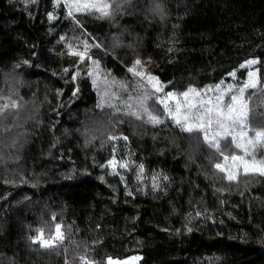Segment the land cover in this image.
<instances>
[{
  "label": "trees",
  "instance_id": "1",
  "mask_svg": "<svg viewBox=\"0 0 264 264\" xmlns=\"http://www.w3.org/2000/svg\"><path fill=\"white\" fill-rule=\"evenodd\" d=\"M154 2L163 7V20L149 11ZM127 10L134 14L114 20L77 14V25L52 0L29 3L27 10L21 0H0V90L13 89L23 105L18 119L5 121L11 129L0 131V264L78 261L73 240L101 264L107 257L123 263L140 257L139 264H264V177L240 174L231 185L217 180L212 163L221 157L209 161L202 137L197 150L193 137L171 121L125 120L116 132L128 139L115 142L117 159L129 163L118 170L121 182L101 168L114 142L93 131L105 117L95 107L87 69L73 83L60 59L69 43L82 47L94 38L103 49L91 54L117 82H132L127 67L139 58L160 65L155 76L165 91L176 92L242 80L249 68L240 65L257 59L259 84L246 92L255 93L250 122L257 125L264 113L258 91L264 87V0H131ZM114 36L122 42L115 47ZM233 71L235 77L228 75ZM91 135L97 138L86 144ZM54 223L66 233L58 251L31 243L37 228L54 230Z\"/></svg>",
  "mask_w": 264,
  "mask_h": 264
},
{
  "label": "snow or ice",
  "instance_id": "2",
  "mask_svg": "<svg viewBox=\"0 0 264 264\" xmlns=\"http://www.w3.org/2000/svg\"><path fill=\"white\" fill-rule=\"evenodd\" d=\"M27 10L28 4H36L37 0H21ZM53 7L62 6L65 10L66 18H71L74 23L79 25L77 14L95 15L99 19L114 20L116 15H132L133 12L127 9L131 7V0H52ZM149 11L154 16H159L161 20L165 18V12L159 2H154ZM49 21L54 19L53 12L47 13ZM147 19V17H145ZM131 35V33H129ZM60 39L65 40L64 36ZM73 45L68 44V55L75 56L77 63L72 68L64 67L61 71L70 75L71 81L75 83L83 71L80 69V63H86V75L91 79L94 89L97 92V102L95 107L103 114L104 119L95 122L94 132H99L105 136L107 141L113 143L112 158L101 165V168L112 169L110 174L119 175L121 182H125V177L120 174L119 169H127V161L118 160L115 152V142L120 139L127 141V136L118 134L116 129L119 124L128 121H138L141 124H150L152 126L164 124L166 120L171 121L182 133L189 134L196 141V149L200 147V137L202 142L209 149L208 159L210 162L215 157H221L223 163H212L215 170L214 178L221 181H227L229 184L238 182V177L242 171L244 176L264 177V157H258L253 149L257 144L264 145V113L260 114L261 119L257 125L250 122V101L252 95H246L247 90L257 89L259 81L255 72H248V80L243 84L234 86L228 84L225 88L221 81L216 85H207L204 89L195 86H189L183 92L165 91V85L154 75L144 70V65L139 58L135 59L131 66L127 67V72L131 73L132 82H117L111 77L110 73L103 72L100 67V61L91 54V49H103L99 41L89 42L85 39L82 42ZM122 43L118 37H113V46ZM131 47V45H129ZM107 51L106 49H104ZM35 55V53H32ZM29 64L28 60L23 61ZM258 63L257 59L246 60L240 65H253ZM56 73H53L55 75ZM228 75L235 77V71ZM103 84V89L99 84ZM79 88L72 90L73 97L76 96ZM260 96L264 97V87L258 89ZM212 92V95H208ZM61 90L57 89L59 97ZM18 93L13 89L5 94L0 90V131L7 132L13 125L5 124V121L12 117L13 121L19 118L20 110L23 105L20 103L22 98H17ZM87 135V132L85 133ZM97 137L91 135L85 143H90ZM222 142L223 146H222ZM17 140H13L12 146L15 147ZM103 143V141H102ZM234 146L238 152H232ZM227 153V154H226ZM3 157H0L2 160ZM231 161V163H228ZM135 163V162H132ZM143 173V165L137 169V176ZM217 173L222 175H216ZM103 181V177H100ZM156 176L153 175L152 188L156 190ZM166 180L167 177H164ZM23 182V177H21ZM8 183V180H5ZM238 186V185H237ZM247 187V185H245ZM222 191L223 189H217ZM125 192L131 196L125 183ZM27 199V197H26ZM196 215H200L199 212ZM56 214H52V220L55 222ZM47 225V222H44ZM99 227V225H97ZM191 231L189 227L187 229ZM179 231V229L177 230ZM36 235L30 236L32 244H39L41 249L58 251L66 238V233L62 230L61 223H54V230L51 226L39 227L36 229ZM73 248V256H78V261L65 259V264H101V262L90 259L87 255L89 248L83 242L75 240L70 241ZM83 248V252L78 251ZM67 254L69 249L64 248ZM103 264H114L113 258L107 257Z\"/></svg>",
  "mask_w": 264,
  "mask_h": 264
},
{
  "label": "rangeland",
  "instance_id": "3",
  "mask_svg": "<svg viewBox=\"0 0 264 264\" xmlns=\"http://www.w3.org/2000/svg\"><path fill=\"white\" fill-rule=\"evenodd\" d=\"M60 59H61V63L65 66V67H68V68H72L73 65H75L77 63V58L75 56H71V55H68V49L66 51H64V53L61 54L60 56ZM142 64L145 66L144 67V70L152 75L155 76V72L157 70H161V66L160 65H155L153 63H151L150 61H141ZM86 63H80L79 67L80 69L82 70H85L87 69L86 68ZM255 67V64L253 65H245V67L243 68H249L248 72L249 71H252V72H255L256 73V76H257V80H258V70L257 68H253ZM82 73V72H81ZM81 75V74H80ZM80 77V76H79ZM79 77L77 78V80L79 79ZM248 80V74L246 75V77L244 79H233L234 82L230 83L234 86H238L240 84H243L245 81ZM240 81V82H238ZM228 84H224L223 86L226 88ZM204 89V88H203ZM249 90H252V89H249ZM247 90V91H249ZM208 95H212V92H209ZM251 151H254L255 154L258 156V157H264V145H260V144H257L253 149H250ZM232 152H238L237 149L234 148V146L232 147ZM227 154V153H226ZM221 159V163H223V159ZM228 163H231V161H229ZM240 174H243V172L241 171ZM139 260H140V257H137V259L135 258L134 260H132L133 264H139ZM114 264H130V261L127 262V263H123V262H120V261H113Z\"/></svg>",
  "mask_w": 264,
  "mask_h": 264
},
{
  "label": "water",
  "instance_id": "4",
  "mask_svg": "<svg viewBox=\"0 0 264 264\" xmlns=\"http://www.w3.org/2000/svg\"><path fill=\"white\" fill-rule=\"evenodd\" d=\"M130 264H133L132 260H130Z\"/></svg>",
  "mask_w": 264,
  "mask_h": 264
}]
</instances>
